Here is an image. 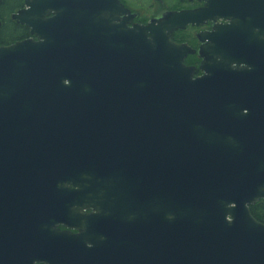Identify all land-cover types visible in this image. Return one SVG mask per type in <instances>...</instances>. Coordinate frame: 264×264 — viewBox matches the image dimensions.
I'll return each mask as SVG.
<instances>
[{
  "label": "water",
  "instance_id": "95a60500",
  "mask_svg": "<svg viewBox=\"0 0 264 264\" xmlns=\"http://www.w3.org/2000/svg\"><path fill=\"white\" fill-rule=\"evenodd\" d=\"M199 1L127 29L119 0H25L37 40L0 46V264H264V0ZM206 19L230 24L194 79L171 35Z\"/></svg>",
  "mask_w": 264,
  "mask_h": 264
},
{
  "label": "flooded vegetation",
  "instance_id": "af4514ba",
  "mask_svg": "<svg viewBox=\"0 0 264 264\" xmlns=\"http://www.w3.org/2000/svg\"><path fill=\"white\" fill-rule=\"evenodd\" d=\"M119 1L125 7V9L130 12L129 14L120 17L121 20H123L124 18H127V19L130 18L129 23H127L126 25L127 29L132 28L134 24L147 26L152 21L160 20L161 18L165 17L166 15L170 13L184 12V11H196V10L203 8L206 4V1H199V0H192V1H189V0H119ZM1 6H2V12L4 14L8 13L9 20L12 23L26 30L25 37H22L21 39L16 40L11 44H14L19 41L27 40V39L37 40V38L30 33V29L28 27L18 24L13 19V16L15 14H18L20 11L27 9L25 0H1L0 7ZM3 7H7V8L3 10ZM52 16L53 14H50V17ZM0 23H1V26H0V32H1L4 24H6L5 19L0 18ZM227 24H230V21H227L224 19H217V20L206 19L201 24H193V25L190 24L186 29L177 30L172 33L171 39L173 42L177 44H187L193 51V53L189 54L186 57L185 64L188 67H191L194 69V74H193L194 79H198V78H201L203 76L210 74L209 72L201 69L203 61L207 58V56L202 51V47L204 45L211 44L213 46V50L215 51V42H211L209 39L205 40L204 42L202 40V35L215 33L217 31L215 29L217 26L227 25ZM116 25H118L117 21L113 23L114 27ZM255 32L260 33V30L257 29ZM114 33H116V30ZM258 43L260 44V41ZM239 50L242 52L244 56L246 54H249L250 57H254V58L261 56V52H260L261 48L256 46L255 37L253 38L249 32L248 33L244 32L242 37L240 38ZM219 59L220 58H218V60ZM251 63H252L251 60H247V64L242 63L240 65V68L241 69L248 68V66H251ZM236 67H237V64H233V68H236ZM247 85H249L253 91L256 89V86L253 87L251 85V78H249V83ZM254 104L258 105L259 103L254 102ZM244 105H248L250 108H255L249 103H246ZM243 111L245 114L250 113V111L247 108H245ZM261 202L264 203L262 200L259 201L258 203H261ZM59 228L61 230H65L63 226H60ZM72 232L74 233L75 231H72ZM8 236H3L2 241L0 242V245L3 251L7 253L13 251L12 246L13 244H15V240L13 238H8ZM49 241L50 243L52 242V240H49ZM34 264H44V263L35 262Z\"/></svg>",
  "mask_w": 264,
  "mask_h": 264
},
{
  "label": "trees",
  "instance_id": "16d2710c",
  "mask_svg": "<svg viewBox=\"0 0 264 264\" xmlns=\"http://www.w3.org/2000/svg\"><path fill=\"white\" fill-rule=\"evenodd\" d=\"M7 7H3V10ZM0 18L5 19L2 31L0 32V45H10L16 40L26 36V30L16 26L9 20L8 13L2 12L0 7ZM252 215L260 222L264 223V203H258L250 207Z\"/></svg>",
  "mask_w": 264,
  "mask_h": 264
}]
</instances>
